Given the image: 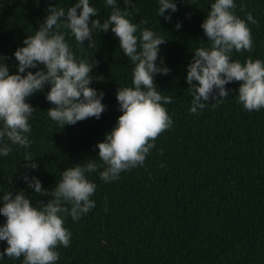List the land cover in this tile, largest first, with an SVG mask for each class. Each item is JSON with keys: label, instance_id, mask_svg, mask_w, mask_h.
<instances>
[{"label": "trees", "instance_id": "obj_1", "mask_svg": "<svg viewBox=\"0 0 264 264\" xmlns=\"http://www.w3.org/2000/svg\"><path fill=\"white\" fill-rule=\"evenodd\" d=\"M235 2L233 11L241 18L251 12L256 23L248 22L252 49L234 50L232 59H264V0ZM71 3L75 0H0V54L10 73L17 71L14 51L38 29L48 6L66 9ZM91 3L103 22L110 7L104 0ZM210 3L178 0V11L165 21L157 13V0H133L131 6L118 0L117 6L128 8L133 23L166 39L160 56L172 71L154 80L172 97L165 106L173 124L157 135L156 147L143 165L122 171L111 182L99 177V169L89 174L97 184L91 197L95 207L79 220L66 217L72 236L67 247L58 245L56 264H264V108L245 109L237 98L240 82L233 81L225 85L233 91L222 102L213 106L210 96L204 109L189 111L186 65L196 47L209 45L200 24ZM178 20L179 30L174 27ZM65 38L78 57L98 61L90 86L104 91L102 103L107 107L99 119L88 117L61 128L47 115L53 106L46 99L48 85L27 98L36 109L30 118L28 151L39 161V169H26L25 149L14 146L7 156H0V193L23 189L34 204L52 197L28 188L22 175H36L43 188L51 189L65 168L94 157L99 161L94 146L121 114L115 93L132 81L133 64L110 30L94 34L93 48H87V40L83 47L73 36ZM4 221L0 215V224ZM6 246L0 241V251ZM21 260L6 256L0 264Z\"/></svg>", "mask_w": 264, "mask_h": 264}, {"label": "clouds", "instance_id": "obj_2", "mask_svg": "<svg viewBox=\"0 0 264 264\" xmlns=\"http://www.w3.org/2000/svg\"><path fill=\"white\" fill-rule=\"evenodd\" d=\"M104 3L111 10L103 22L91 0H75L66 9L49 5L42 22L38 21V29L14 51V73L0 54V156H7L14 146L23 148L25 168L30 170H38L39 161L28 151L32 144L30 118L36 111L27 100L29 96L48 85L46 99L53 106L47 109V115L61 128L88 117L99 119L107 107L102 103L104 91L90 86L94 79L90 73L98 61L78 57L66 35L83 47L87 40V48H93L97 45L94 34L110 30L133 64L131 85L118 87L115 93L121 114L94 146L99 161L94 157L65 168L51 189L43 188L38 176L23 174L21 179L28 188L51 195L47 202L32 203L23 189L0 193V215L5 217L0 224V241L7 244L0 251V259L22 257L21 264H56L60 257L58 245L67 247L72 236L65 226L66 217L79 220L95 207L91 197L97 184L89 174L99 169V177L111 182L119 179L122 171L143 165L156 147L157 135L173 124L165 106L172 97L164 95L154 80L157 74L172 71L160 56V45L166 39L150 27L140 28L133 23L128 8L117 6L118 0ZM124 3L131 6L133 0ZM157 3L158 15L171 21L178 11V0ZM235 7V0H211L210 10L200 24L209 45L196 47L186 65L185 80L192 96L190 112L204 109L210 96L215 101L213 106L222 102L221 98L233 91L225 85L233 81L240 82L237 98L245 109L264 108V59H232L234 50L252 49L248 22L256 23L251 12L241 18L233 11ZM174 27L179 30L182 22L178 20Z\"/></svg>", "mask_w": 264, "mask_h": 264}]
</instances>
